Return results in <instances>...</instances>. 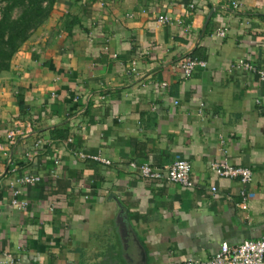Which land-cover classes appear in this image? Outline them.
Segmentation results:
<instances>
[{
  "label": "crops",
  "instance_id": "1",
  "mask_svg": "<svg viewBox=\"0 0 264 264\" xmlns=\"http://www.w3.org/2000/svg\"><path fill=\"white\" fill-rule=\"evenodd\" d=\"M189 57L206 68L186 77ZM239 60L264 65V0H60L0 75V264H108L113 252L123 263L121 226L127 264L261 239L264 82ZM39 138L50 143L38 153ZM178 156L190 187L131 168ZM224 161L254 171L247 209L240 182L212 170ZM28 173L41 181L19 184ZM18 190L25 208L12 205Z\"/></svg>",
  "mask_w": 264,
  "mask_h": 264
},
{
  "label": "built area",
  "instance_id": "2",
  "mask_svg": "<svg viewBox=\"0 0 264 264\" xmlns=\"http://www.w3.org/2000/svg\"><path fill=\"white\" fill-rule=\"evenodd\" d=\"M233 7L235 9L239 8L237 2H233ZM194 5H191L193 8ZM158 23L160 25H171L174 23L173 19L167 17L166 15H160L158 17ZM183 23V22H178ZM188 31V29L186 30ZM226 32L224 30H219L217 36L224 37ZM207 63L197 57H189L188 59L182 61L179 64L180 69L186 77H191L199 68H206ZM239 68L256 74L264 82V65H255L245 60H239L237 62ZM130 75L135 73L133 64L127 71ZM166 86V84H163ZM8 146L12 147L17 144L16 136L14 134H9L7 136ZM68 142H71L69 139ZM49 141L44 140L43 138L37 139L35 143V149L39 153L43 147L49 145ZM35 153H27V159L32 160ZM79 158L88 159L90 158L83 152L78 153ZM91 159L102 161L103 163L109 165L111 162L100 157H91ZM131 168L137 170L141 173L142 176L151 179H166L169 182L179 183L184 186H192L191 181L192 174V164L190 161L184 159L181 156L176 157V159L167 166L158 167L151 166L150 164L138 165L135 162L131 163ZM212 170L222 178L238 180L242 185L241 196L243 197L240 207L242 209H247L248 201L253 199L255 195L253 193L247 192V186H249L254 179V171L248 167H239L230 164L228 161L221 163H215L212 166ZM41 181L39 175L26 174L20 176L17 182L21 185L35 184ZM212 190L217 191L216 187H213ZM20 191H15L14 199L12 200V205L18 208H25L27 202L20 200L19 198ZM172 264H264V235L261 239L258 240H245L237 245H230L228 243H223L220 249L208 259H188L182 262H176Z\"/></svg>",
  "mask_w": 264,
  "mask_h": 264
},
{
  "label": "trees",
  "instance_id": "3",
  "mask_svg": "<svg viewBox=\"0 0 264 264\" xmlns=\"http://www.w3.org/2000/svg\"><path fill=\"white\" fill-rule=\"evenodd\" d=\"M60 0H0V75L10 68L11 61L34 31L51 15ZM22 13L14 18V11ZM68 130L54 129V140L68 139Z\"/></svg>",
  "mask_w": 264,
  "mask_h": 264
},
{
  "label": "water",
  "instance_id": "4",
  "mask_svg": "<svg viewBox=\"0 0 264 264\" xmlns=\"http://www.w3.org/2000/svg\"><path fill=\"white\" fill-rule=\"evenodd\" d=\"M120 209H121V211H120L119 216H118V222L123 223L122 218H121L122 214H123V208L121 207ZM121 229H122L121 232H122V236H123L121 244H123V245H120V247H118V248H119V252L121 250H122L121 252H123V263H121V261H120L121 256L118 254V252H113L111 259H108V264H127L128 262L126 263V261L127 260L129 261L130 257L128 258V256H126V254L124 255V252L129 248L128 234H127L124 226H121Z\"/></svg>",
  "mask_w": 264,
  "mask_h": 264
},
{
  "label": "rangeland",
  "instance_id": "5",
  "mask_svg": "<svg viewBox=\"0 0 264 264\" xmlns=\"http://www.w3.org/2000/svg\"><path fill=\"white\" fill-rule=\"evenodd\" d=\"M22 13V8H17L14 11V18H17Z\"/></svg>",
  "mask_w": 264,
  "mask_h": 264
}]
</instances>
